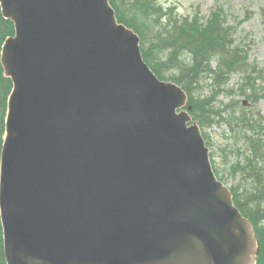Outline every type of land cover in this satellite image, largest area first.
I'll list each match as a JSON object with an SVG mask.
<instances>
[{
	"label": "water",
	"instance_id": "95a60500",
	"mask_svg": "<svg viewBox=\"0 0 264 264\" xmlns=\"http://www.w3.org/2000/svg\"><path fill=\"white\" fill-rule=\"evenodd\" d=\"M0 9L15 28L0 56L6 264H253V225L216 177L185 90L157 77L109 0Z\"/></svg>",
	"mask_w": 264,
	"mask_h": 264
},
{
	"label": "trees",
	"instance_id": "16d2710c",
	"mask_svg": "<svg viewBox=\"0 0 264 264\" xmlns=\"http://www.w3.org/2000/svg\"><path fill=\"white\" fill-rule=\"evenodd\" d=\"M119 21L133 28L140 37L144 60L161 79L179 84L187 93L192 118L203 127L210 124L220 110L216 96L228 76L238 71L246 59L234 36L236 25L229 23L224 9L219 6L207 16L180 15L175 7H164L160 0H110ZM13 33L12 22L0 12V49L7 35ZM243 54V55H242ZM212 62H215L212 65ZM259 76H262L258 72ZM257 77H249L248 87L258 90ZM251 79V80H250ZM204 80H208L209 93L203 94ZM11 80L2 73L0 64V152L4 133L6 99ZM264 97V93L261 94ZM235 102L227 105L234 107ZM234 110V109H233ZM243 128L249 130V149L243 170L254 183L251 191L240 193L229 187L234 204L252 222L259 243L256 264H264V121L263 117H246L241 114ZM222 120V119H221ZM206 142V134L203 132ZM214 170L219 177L217 169ZM0 264H6L2 248L0 223Z\"/></svg>",
	"mask_w": 264,
	"mask_h": 264
},
{
	"label": "rangeland",
	"instance_id": "374dc122",
	"mask_svg": "<svg viewBox=\"0 0 264 264\" xmlns=\"http://www.w3.org/2000/svg\"><path fill=\"white\" fill-rule=\"evenodd\" d=\"M164 7H175L180 15L199 14L207 16L210 11L221 6L229 20L236 25L235 43L240 51L246 54V59L238 71L228 76L223 89L217 94L220 110L219 116L213 115L211 123L203 127L208 141L209 152L213 166L223 177L228 187H234L241 194L251 191L253 182L243 170L251 151L247 138L249 130L243 128L241 114L246 117H263L264 121V0H160ZM243 55V54H242ZM215 62H212L214 65ZM258 72L262 75L259 76ZM249 77H257L258 90L248 87ZM250 79V80H251ZM202 93H209L210 87L204 80ZM235 102L232 108L227 105ZM222 119V120H221ZM264 137V130H263ZM257 244V243H256ZM256 249V245L255 248ZM258 251L255 250L256 262Z\"/></svg>",
	"mask_w": 264,
	"mask_h": 264
},
{
	"label": "bare ground",
	"instance_id": "6f19581e",
	"mask_svg": "<svg viewBox=\"0 0 264 264\" xmlns=\"http://www.w3.org/2000/svg\"><path fill=\"white\" fill-rule=\"evenodd\" d=\"M247 254V253H246ZM246 256V255H245ZM250 262V259L248 258V256L246 258L242 259L241 264H248Z\"/></svg>",
	"mask_w": 264,
	"mask_h": 264
}]
</instances>
